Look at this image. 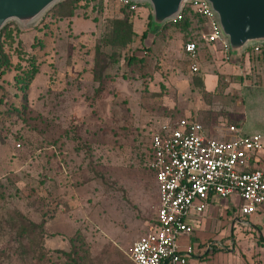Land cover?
<instances>
[{"label":"rangeland","instance_id":"obj_1","mask_svg":"<svg viewBox=\"0 0 264 264\" xmlns=\"http://www.w3.org/2000/svg\"><path fill=\"white\" fill-rule=\"evenodd\" d=\"M58 3L5 31L12 42L0 81V264H132L130 247L155 214L146 162L162 118L191 114L214 136L228 125L264 134V60L237 76L201 38L192 11L188 25L167 24L148 48V17L134 25L140 8ZM187 40L199 48L197 72L182 52ZM30 58L37 73L23 99L14 67ZM211 72L217 85L208 92L202 79ZM248 218L264 229V214ZM241 233L237 263L264 264V236Z\"/></svg>","mask_w":264,"mask_h":264},{"label":"built area","instance_id":"obj_2","mask_svg":"<svg viewBox=\"0 0 264 264\" xmlns=\"http://www.w3.org/2000/svg\"><path fill=\"white\" fill-rule=\"evenodd\" d=\"M113 1L133 13L142 4ZM185 8L203 19L206 31L201 38L217 47L225 62H231L228 41L207 0L187 1L172 21L181 20ZM251 48L254 54L260 51L258 44ZM183 50L191 61V71L196 72V42L185 41ZM225 131L223 136L210 135L199 122L183 117L161 124L153 132L146 168L155 181L157 204L148 232L140 234L130 247L133 263L187 264L192 249H180L179 238L193 232L192 212L200 214L210 196L238 195L242 215L264 210V168L251 164L252 155L264 151V134L244 135L234 125Z\"/></svg>","mask_w":264,"mask_h":264},{"label":"crops","instance_id":"obj_3","mask_svg":"<svg viewBox=\"0 0 264 264\" xmlns=\"http://www.w3.org/2000/svg\"><path fill=\"white\" fill-rule=\"evenodd\" d=\"M139 8L141 9L138 12L139 13L138 16L140 18H135L134 25L142 27V21L146 19L149 16V14L151 15V9H149V7L147 6H140ZM197 18L201 22V24H199L198 27L202 30V32H205L206 27L204 26L203 19L200 17ZM161 29L162 27L158 31L154 32L151 30L149 24L147 35L145 37V44L147 41L146 46L148 48H151L149 47L150 45L155 44L154 43L155 35L159 31H161ZM257 44L260 45V51L257 54H254L252 52L251 46L253 45H250L246 47L240 54L235 56L231 55L232 60L231 62H228V65L235 71V74L237 76L242 75L245 77V73L243 71L244 69L242 68L243 66L252 68L255 67V65L259 66L261 65V63H263L264 60V48L262 47L263 43H257ZM207 46H209L208 47L209 49L215 48L213 45L210 44H207ZM182 52L190 68L191 61L188 59V56L185 54L183 50V44H182ZM200 59H201V55L199 53V48L197 46V55H196L195 63L198 67V70H199ZM202 80L206 91L210 92L215 89L217 85V79L213 72L205 74ZM185 116H188L189 118L192 117L191 114H187V113L183 114L182 117ZM170 118L172 117L165 116L162 119H165L167 123V121L169 122ZM240 131L243 132L241 129ZM251 133H255V132H251ZM251 164L254 167L258 166L259 168H264V151L260 153H254L251 158ZM156 204H157V193H156L155 208H156ZM241 204L242 201L240 197L236 194H233L225 199H221L217 196H210L207 200L205 208L200 214L192 212L193 232L190 235H182L178 241L180 249H185L188 246H190L192 249L187 264H238L237 263L238 261H236V256H235V252L237 251L235 244L236 243L239 244L240 241L242 240V233H241L242 230H248L249 232H251L250 235L252 236L253 235L256 236L258 234L264 236L263 235L264 229H261L259 225L255 227L254 224L251 222V220L248 218L255 213L264 214V210H258L250 215H242L239 211V207ZM150 224L147 226L146 232H148ZM254 241H256V239H254ZM128 258H129V254H128ZM129 261L132 264H135L132 262L130 258Z\"/></svg>","mask_w":264,"mask_h":264},{"label":"water","instance_id":"obj_4","mask_svg":"<svg viewBox=\"0 0 264 264\" xmlns=\"http://www.w3.org/2000/svg\"><path fill=\"white\" fill-rule=\"evenodd\" d=\"M61 0H0V30L9 21L23 25L41 17ZM148 3L150 28L158 31L172 21L189 0H131ZM219 30L228 41L230 54H240L246 47L264 43V0H207Z\"/></svg>","mask_w":264,"mask_h":264},{"label":"trees","instance_id":"obj_5","mask_svg":"<svg viewBox=\"0 0 264 264\" xmlns=\"http://www.w3.org/2000/svg\"><path fill=\"white\" fill-rule=\"evenodd\" d=\"M71 1H74V0H71ZM88 1H93L94 5L95 4H99L101 2V0H88ZM64 2H66V1H64ZM64 2H63V4H64ZM57 4H59V3H57ZM140 5L141 6H147V7L150 8L148 3H142ZM53 7H55V5L50 7V9L52 10ZM187 9L188 8L183 9L184 10V12H183L184 15H183V18L181 20L168 21V22L164 23V25L162 26L161 31H159L155 36H159L162 33L163 28L167 24L176 25V24H179V23H183L185 26L188 25V22H186L187 16H188L187 15V13H188ZM150 18H151V15L149 14V16H148V19H149L148 27H149V24H150ZM7 24H8V22L0 30V73H1L2 78H3V74L6 71H8V69H10V64H11L9 56H8V53L5 51V47L7 45L10 46L11 42H12L10 33H7V34L5 33V31L7 29ZM146 35H147V31H145L141 35V37L144 38V37H146ZM262 47L264 48V43L262 44ZM14 69H16V72H15V74L13 76L14 85H15L16 89H18L20 92L23 93V97L22 98L24 99L25 96H26L25 92H26L28 86L31 84V81H32L34 75L37 73V67L34 64L33 58H30V62L28 63V65L26 67L24 65L22 66L20 63H17V65L14 67ZM241 133L244 134V135L252 134L251 132H245V131H243ZM255 133H258V132H255Z\"/></svg>","mask_w":264,"mask_h":264}]
</instances>
